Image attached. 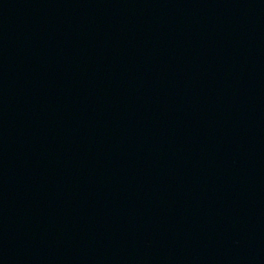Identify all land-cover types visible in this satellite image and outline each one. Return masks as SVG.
Here are the masks:
<instances>
[{
	"label": "water",
	"instance_id": "water-1",
	"mask_svg": "<svg viewBox=\"0 0 264 264\" xmlns=\"http://www.w3.org/2000/svg\"><path fill=\"white\" fill-rule=\"evenodd\" d=\"M0 264H264V0H0Z\"/></svg>",
	"mask_w": 264,
	"mask_h": 264
}]
</instances>
